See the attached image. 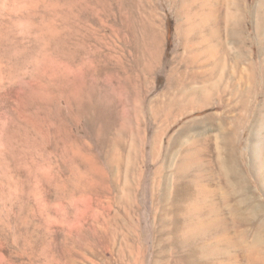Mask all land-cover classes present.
Masks as SVG:
<instances>
[{
	"label": "rangeland",
	"instance_id": "obj_1",
	"mask_svg": "<svg viewBox=\"0 0 264 264\" xmlns=\"http://www.w3.org/2000/svg\"><path fill=\"white\" fill-rule=\"evenodd\" d=\"M231 1L0 0V264H264V19Z\"/></svg>",
	"mask_w": 264,
	"mask_h": 264
},
{
	"label": "bare ground",
	"instance_id": "obj_2",
	"mask_svg": "<svg viewBox=\"0 0 264 264\" xmlns=\"http://www.w3.org/2000/svg\"><path fill=\"white\" fill-rule=\"evenodd\" d=\"M213 1V0H212ZM233 1V4L236 6V8L237 9H240V6L242 5H239L240 3V0H239V2H238V0H232ZM231 1V2H232ZM208 2V1H207ZM199 3V2H198ZM202 4V3H201ZM208 5L209 6V8H207L208 10H213V9H215L216 7H214V3H212V2H210V3H205V5ZM206 5V6H207ZM217 6V5H216ZM243 6V5H242ZM241 6V7H242ZM203 7V6H202ZM196 9H198V8H196ZM205 9V8H204ZM206 10V9H205ZM216 10V9H215ZM200 11V10H199ZM206 12H207V10H206ZM215 12V11H214ZM256 17H258V19L260 18L261 20H260V22H262V19H264V0H256ZM204 13V12H203ZM203 13H201V14H203ZM211 13H213V12H211ZM209 14V13H208ZM199 15V14H198ZM206 15V14H205ZM204 15V16H205ZM203 16V15H202ZM206 16H208V15H206ZM238 16L239 15H233V16H231V17H233L232 19H231V21H230V23L228 24V35H229V39H231L232 40V42L234 43V44H236V45H238V46H240V44L241 43H243V42H245L246 40H245V38H243L242 37V20L240 19V18H238ZM209 17V16H208ZM207 17V18H208ZM230 17V18H231ZM203 18V17H202ZM202 20H205V19H202ZM209 20H210V18H209ZM208 20V21H209ZM212 21H213V19H212ZM257 22V21H256ZM204 24V23H203ZM264 23L262 22V25H263ZM259 25L261 26V23H259ZM208 27V26H207ZM209 27H210V25H209ZM210 29H212V27H210ZM214 29V28H213ZM212 29V30H213ZM212 30H210L211 32H213ZM214 30H216V28L214 29ZM207 31V30H206ZM218 31V30H217ZM258 31H260V30H258ZM216 32V31H215ZM260 33V32H259ZM214 36L216 35L215 33L213 34ZM212 36V35H211ZM210 36V37H211ZM217 36V35H216ZM216 38V37H215ZM229 42H231L230 40H229ZM245 54H247V53H245ZM249 56H251V55H249ZM242 57H244V59H245V57H247L246 55H244L243 53H242Z\"/></svg>",
	"mask_w": 264,
	"mask_h": 264
}]
</instances>
